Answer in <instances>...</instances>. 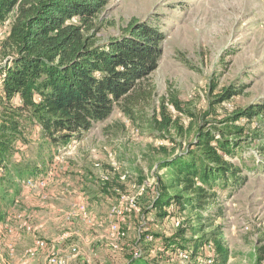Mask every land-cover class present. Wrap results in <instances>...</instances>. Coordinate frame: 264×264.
<instances>
[{
  "label": "rangeland",
  "instance_id": "rangeland-1",
  "mask_svg": "<svg viewBox=\"0 0 264 264\" xmlns=\"http://www.w3.org/2000/svg\"><path fill=\"white\" fill-rule=\"evenodd\" d=\"M13 18L11 13L0 26V67L6 53L1 43ZM134 22L148 24L163 36L158 67L142 86L151 90L149 98L131 107L129 115L115 107L106 121L94 124L81 140L51 156L38 175L44 179L43 186L21 188L0 222V264H20L29 248L25 247L26 237L44 239L67 264H126L128 256L162 257L166 264H221L211 242L193 260L183 253L165 251L160 246L162 239L187 229L192 217L188 211L169 210L160 218L151 208L159 181L168 175L158 166L164 157L162 150L169 155L185 153L199 127L224 129L229 139L235 138L232 131L242 130L241 148L231 162L243 169L244 178L233 189L216 190L221 209L204 214L202 223L206 230L211 227L222 233L228 251L223 264H264V107L251 118L226 121L235 112L264 105V0H108L96 26L97 44L121 38ZM227 91L239 94L216 101ZM171 95L192 116L175 110L168 102ZM162 104L171 118L166 132H159L155 124L162 120ZM3 113L0 106V115ZM25 129L29 147L35 150L41 142L39 130L32 125ZM26 149L22 147V151ZM104 176L118 181L124 190L110 191ZM142 186L144 192L137 197L139 212L128 215L121 224L125 237L113 250L108 240L110 208L120 195L134 197ZM38 211L73 225L43 238L36 228L39 221L34 214ZM19 214L27 219L30 233L18 227ZM176 220L181 221L178 228ZM145 228L154 238L148 248L143 241ZM190 233L188 230L187 239L192 238ZM63 235L68 238L58 240ZM10 245L16 250L12 256ZM71 246L77 247L76 254L69 251ZM262 247L263 251L258 250ZM36 257L29 264H45V253ZM258 257L263 260L259 262Z\"/></svg>",
  "mask_w": 264,
  "mask_h": 264
},
{
  "label": "trees",
  "instance_id": "trees-1",
  "mask_svg": "<svg viewBox=\"0 0 264 264\" xmlns=\"http://www.w3.org/2000/svg\"><path fill=\"white\" fill-rule=\"evenodd\" d=\"M107 3L0 0V26L14 13L8 35L1 43L6 53L0 67V106L4 111L0 115V222L20 196L21 188L44 172L55 152L81 140L94 124L106 121L115 107L129 115L131 107L150 96L151 90L142 86L158 67L163 36L148 24L134 22L121 38L97 44L96 26ZM230 94L239 93L224 92L216 101ZM168 102L175 110L192 116L174 95ZM262 107L235 112L226 121L251 118ZM160 116L156 128L166 132L171 118L163 104ZM30 125L39 130L41 138L35 150L29 147L26 137L25 128ZM228 133L199 127L185 153L169 155L162 150L164 157L158 166L168 175L159 181L151 208L160 218L169 210L188 211L192 217L187 229L180 228L170 239H162L160 246L165 251L183 253L193 260L211 242L217 263L227 261L222 233L211 227L206 230L202 222L206 220L204 214L221 209L216 190L233 189L244 179L243 169L231 162L241 148L242 130L232 131L235 138L231 139L226 137ZM24 146L27 151H22ZM17 156L20 158L15 159ZM107 186L114 193L124 190L114 179H109ZM188 230L191 239H187ZM258 250L263 251V247ZM159 259L128 256L126 264H166L162 257Z\"/></svg>",
  "mask_w": 264,
  "mask_h": 264
},
{
  "label": "built area",
  "instance_id": "built-area-1",
  "mask_svg": "<svg viewBox=\"0 0 264 264\" xmlns=\"http://www.w3.org/2000/svg\"><path fill=\"white\" fill-rule=\"evenodd\" d=\"M2 82L3 78L2 76H0V88L2 87ZM59 151L60 150H58V152ZM96 167H99V165H96ZM123 179L124 177L121 178V180ZM103 180L108 181V176H104ZM26 184L25 185L29 188H32L33 186H43L44 179L40 176H37L28 180ZM115 191L118 192V190ZM143 192L144 187L142 186L139 187L138 192L134 197L120 195L116 202L111 206L107 218L110 219L108 228V240L113 250H117L119 248V242L125 237V233L124 231H122L121 224L125 222V219L128 217V215L139 212L137 197L142 196ZM85 218L86 217H82L83 220L87 221V219ZM16 220L18 221V227L21 230L27 233L31 232V227L28 225L27 219L24 217V215H17ZM175 222L176 223L174 226L177 228L180 227L181 221L176 220ZM245 229L248 230V226H246ZM8 232L10 233L11 231L9 230ZM147 232L148 231L146 228L143 229V233H145L144 243H154L153 235ZM66 237V235H63L58 240H65ZM8 249V252L11 256L15 254L16 250L14 247L10 245ZM42 251H46L45 264H67L66 259L59 255V251H57L54 246H50L44 239L41 238H34L33 244L25 251L24 259H22L20 264H29L30 259L36 257ZM69 251L73 254H76L78 252V249L76 246H71L69 247Z\"/></svg>",
  "mask_w": 264,
  "mask_h": 264
},
{
  "label": "crops",
  "instance_id": "crops-1",
  "mask_svg": "<svg viewBox=\"0 0 264 264\" xmlns=\"http://www.w3.org/2000/svg\"><path fill=\"white\" fill-rule=\"evenodd\" d=\"M22 203H24V202H22ZM31 204L33 205V203H31ZM49 206L52 207V205H49ZM34 216L36 217L35 218L36 222L39 221V223H38L36 228H39V234H41L43 238H50L51 236L56 234V231L58 229L61 230V228H63L64 226L69 228V226L73 225V222L64 224V223H62V222H60L58 220L59 218L56 219L54 216H51L50 214L44 215L43 212H39V211L35 212ZM70 229H72V227ZM71 234H74V233H71ZM26 240H28V242L25 243V247L27 246L26 248H28V247H30L33 244L34 238L31 239L30 237H26ZM30 240L32 241V243H30ZM41 253H45V259H46V251H42L39 254H41ZM33 260H35V258Z\"/></svg>",
  "mask_w": 264,
  "mask_h": 264
}]
</instances>
